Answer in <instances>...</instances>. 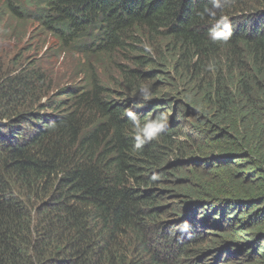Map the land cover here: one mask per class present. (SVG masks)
<instances>
[{
	"label": "trees",
	"instance_id": "trees-1",
	"mask_svg": "<svg viewBox=\"0 0 264 264\" xmlns=\"http://www.w3.org/2000/svg\"><path fill=\"white\" fill-rule=\"evenodd\" d=\"M205 7L0 0V26L32 24L87 78L46 98L34 62L0 64V264H264V0L223 10L227 44ZM106 61L135 67L112 86L94 73ZM128 109L169 116L141 151Z\"/></svg>",
	"mask_w": 264,
	"mask_h": 264
},
{
	"label": "rangeland",
	"instance_id": "rangeland-1",
	"mask_svg": "<svg viewBox=\"0 0 264 264\" xmlns=\"http://www.w3.org/2000/svg\"><path fill=\"white\" fill-rule=\"evenodd\" d=\"M6 25L0 26V64L4 70L24 67L28 62H34L35 66L45 73L46 98L55 95L61 87L82 85L86 81L85 67L82 65L80 55L74 54L71 50L60 49L50 37L38 35L32 24L25 23L21 29L15 28L13 24ZM143 43L147 44V40H143ZM148 43L152 47L150 40ZM160 43L158 39L155 48L159 49ZM93 63L94 73L102 81H110L112 86L121 83L119 64L126 65L130 69L135 67L128 63L114 61H106V64L101 65ZM100 66L102 72L98 68ZM212 253L214 252H207L204 256Z\"/></svg>",
	"mask_w": 264,
	"mask_h": 264
},
{
	"label": "clouds",
	"instance_id": "clouds-1",
	"mask_svg": "<svg viewBox=\"0 0 264 264\" xmlns=\"http://www.w3.org/2000/svg\"><path fill=\"white\" fill-rule=\"evenodd\" d=\"M234 0H209L210 7H205L202 12L198 13L201 18L205 15L211 18V27L208 31V38L213 44H227L232 38V22L230 17L224 13V9L230 6ZM217 10H220V15H217ZM151 52V48L146 46ZM208 69H214V62L208 64ZM150 85L144 84L139 88L141 102H147L152 98V92L149 91ZM126 116L134 128V150L141 151L146 144L156 140L168 127L169 116L167 113H160L156 117H149L143 123L139 116L131 109L126 110ZM150 179L157 181L160 179L158 173L153 172Z\"/></svg>",
	"mask_w": 264,
	"mask_h": 264
}]
</instances>
